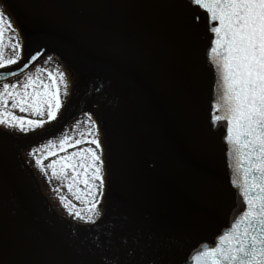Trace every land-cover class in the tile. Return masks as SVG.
Masks as SVG:
<instances>
[{
	"label": "water",
	"instance_id": "obj_1",
	"mask_svg": "<svg viewBox=\"0 0 264 264\" xmlns=\"http://www.w3.org/2000/svg\"><path fill=\"white\" fill-rule=\"evenodd\" d=\"M7 5L25 57L40 49L41 57L59 55L76 92L47 128L26 135L0 128V264H191L242 200L230 183L226 121L211 120L221 114L212 109L221 90L206 10L188 0ZM85 99L106 127L108 190L95 223L58 214L19 156L63 128Z\"/></svg>",
	"mask_w": 264,
	"mask_h": 264
},
{
	"label": "snow or ice",
	"instance_id": "obj_2",
	"mask_svg": "<svg viewBox=\"0 0 264 264\" xmlns=\"http://www.w3.org/2000/svg\"><path fill=\"white\" fill-rule=\"evenodd\" d=\"M188 4L206 10L210 21L208 32L214 34L210 37L208 55L217 69L221 94L213 100L212 109L221 114L213 115L211 120L214 127H223L226 121L223 140L227 153L234 156L228 165L232 170L230 183L238 189L242 200L229 226L214 241L199 245L187 260L191 264H264V0H188ZM7 30L13 33L8 39L14 54L5 58ZM45 51L40 49L25 57L23 34L7 0H0V80L18 73L23 76V80L0 86V125L5 128L21 133L43 129L67 106L72 77L66 68L58 64L51 69L37 64L35 75L26 71ZM52 59L49 56L45 64ZM9 66H16L15 70ZM14 109L40 116L45 115L46 109L47 119L18 116ZM84 115L91 121L88 135L93 138L88 140L89 146L64 155L48 152L47 155L56 158L47 167L56 176L59 165L65 181L62 187L84 205L81 209L60 195L68 213L85 223H95L102 215L97 206L102 204L107 187V171L98 122L89 113ZM73 140L75 145L81 144L80 139L65 135L56 151L63 153L73 147ZM36 165L45 171L42 158L36 159ZM69 169L71 177L67 176ZM54 191L59 192L60 188Z\"/></svg>",
	"mask_w": 264,
	"mask_h": 264
},
{
	"label": "rangeland",
	"instance_id": "obj_3",
	"mask_svg": "<svg viewBox=\"0 0 264 264\" xmlns=\"http://www.w3.org/2000/svg\"><path fill=\"white\" fill-rule=\"evenodd\" d=\"M49 62L47 64L44 63L43 66L47 67V68L55 69L58 64L61 65L59 62H57V64H55V66H52L51 64H49ZM45 79H47V76L45 77ZM61 92H63L62 86H61ZM70 97L68 99L67 106L60 112V114L68 108V106L70 104ZM12 111L15 113V115L25 116L26 118H29V119H41V118L45 119V120L47 119L46 109H45V115L44 116H40L38 113L37 114H31V112L23 113V112H20L18 109H14ZM91 118L96 121L95 118H93V117H91ZM96 118H97V122L99 125L100 138L103 140V137H104L103 123L98 116H96ZM76 121H79L80 123L76 124ZM48 123H50V122H48ZM73 125H75V127H73ZM90 127H91V121L89 120V116L84 115V112H83V113L79 114L78 116H76L71 122H69L61 131H59L55 135H53V136L47 138L46 140L38 142V143L34 144L33 146L29 147L25 151V154L23 155V161L26 163L28 168L31 170V172H32L34 178L36 179V181L38 182L42 192L46 195V197L49 199V201L54 205L55 209L58 212H61L62 214H65L69 218H71L75 221H78V222H83V221L75 219L74 214L70 215L68 213L67 209L64 207V204L61 203L59 197H60V195H64L66 197L67 201H72V203L76 204V206L81 208V209L84 208V205L81 201H76L73 198L72 194H70L68 192V189L66 187H62V184L65 181L63 180V175L60 174V172H59V165H57V175L53 176L52 170L49 169L47 166L51 162L52 159L56 158V156H49V155H47V153L48 152H54V153H56V155H64L68 152H72V151L76 150L77 148L89 146L88 140L93 138L92 136L88 135V129ZM11 130L21 134V132L19 130H14V129H11ZM92 131L95 132L96 129L93 128ZM81 134H83V135H81ZM65 135L74 136L76 139H80L81 144L75 145V141L73 140L72 141L73 147L66 148L65 152H63V153L57 152L56 150L59 148V140L62 139L63 136H65ZM85 136H87V139H85ZM49 140L53 141L52 145L48 144ZM103 144H104V141H103ZM33 149L36 150L35 153L33 155H29V153ZM38 157L42 158V164L44 166L45 171H42L41 168L36 165V159ZM67 176L71 177V169L67 170ZM80 187H83V185H80ZM56 188H60V191L59 192L54 191V189H56ZM103 199H104V194L102 197V203H103ZM97 207L100 209L102 207V204L98 205Z\"/></svg>",
	"mask_w": 264,
	"mask_h": 264
},
{
	"label": "flooded vegetation",
	"instance_id": "obj_4",
	"mask_svg": "<svg viewBox=\"0 0 264 264\" xmlns=\"http://www.w3.org/2000/svg\"><path fill=\"white\" fill-rule=\"evenodd\" d=\"M13 33L10 31V30H7L5 32V41H4V57L5 58H8L10 55L14 54L13 51H12V48H11V42L9 41L8 37L12 36ZM23 76L20 75L18 77H15L13 79H11L10 81H14V80H17V79H22ZM9 82V81H8Z\"/></svg>",
	"mask_w": 264,
	"mask_h": 264
},
{
	"label": "bare ground",
	"instance_id": "obj_5",
	"mask_svg": "<svg viewBox=\"0 0 264 264\" xmlns=\"http://www.w3.org/2000/svg\"><path fill=\"white\" fill-rule=\"evenodd\" d=\"M75 222H77V223H85V222H78V221H75Z\"/></svg>",
	"mask_w": 264,
	"mask_h": 264
}]
</instances>
